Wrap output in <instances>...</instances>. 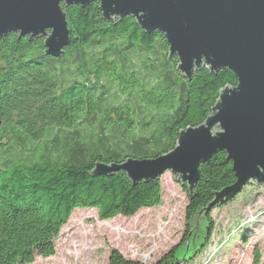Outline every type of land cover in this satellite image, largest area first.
Segmentation results:
<instances>
[{
  "label": "trees",
  "instance_id": "1",
  "mask_svg": "<svg viewBox=\"0 0 264 264\" xmlns=\"http://www.w3.org/2000/svg\"><path fill=\"white\" fill-rule=\"evenodd\" d=\"M61 7L69 30L61 56L45 54L41 35L0 38V264L53 255L74 208L105 220L160 204V177L133 183L122 169L95 175V164L171 150L181 130L210 115L220 90L237 84L229 68L184 76L161 32L131 15L106 20L98 0ZM235 180L222 151L200 164L193 191L183 185L187 225ZM220 205L206 210L209 221ZM261 255L256 246L255 264ZM108 264L142 263L111 249Z\"/></svg>",
  "mask_w": 264,
  "mask_h": 264
},
{
  "label": "water",
  "instance_id": "2",
  "mask_svg": "<svg viewBox=\"0 0 264 264\" xmlns=\"http://www.w3.org/2000/svg\"><path fill=\"white\" fill-rule=\"evenodd\" d=\"M91 1L0 0V38L11 32L30 38L41 35L45 54L59 57L69 43L61 3L84 6ZM98 1L106 20L131 15L146 32H161L184 76L190 78L206 66L215 72L229 68L237 77L236 86L220 90L204 122L179 132L171 150L156 157L99 162L92 171L103 175L122 169L133 183L169 171L191 193L200 164L224 152L236 180L214 192L206 209L193 216L190 232L195 234L197 219L205 217L213 204L230 200L251 182L264 185V0ZM183 246L185 252V242Z\"/></svg>",
  "mask_w": 264,
  "mask_h": 264
},
{
  "label": "rangeland",
  "instance_id": "3",
  "mask_svg": "<svg viewBox=\"0 0 264 264\" xmlns=\"http://www.w3.org/2000/svg\"><path fill=\"white\" fill-rule=\"evenodd\" d=\"M173 176H160V204L132 216L101 220L94 208H74L54 239L55 253L28 264H108L111 249L142 264H158L166 255L161 264H255L256 246L257 264H264V185H245L213 208L211 221L197 219L194 234L186 223L187 193Z\"/></svg>",
  "mask_w": 264,
  "mask_h": 264
}]
</instances>
